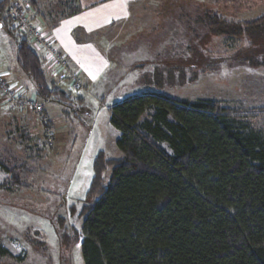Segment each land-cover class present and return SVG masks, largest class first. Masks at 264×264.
Returning a JSON list of instances; mask_svg holds the SVG:
<instances>
[{
	"label": "trees",
	"instance_id": "1",
	"mask_svg": "<svg viewBox=\"0 0 264 264\" xmlns=\"http://www.w3.org/2000/svg\"><path fill=\"white\" fill-rule=\"evenodd\" d=\"M72 1L73 15L80 8ZM10 2L0 0V29L15 35L16 64L37 98L67 106L75 98L46 80L27 39L10 27ZM199 20L213 36L245 39L236 61L264 68V12ZM108 112L120 158L96 154L81 231L68 233L57 218L61 243L80 241L83 264H264L263 129L216 101L156 93L128 96ZM11 257L0 243V264Z\"/></svg>",
	"mask_w": 264,
	"mask_h": 264
},
{
	"label": "rangeland",
	"instance_id": "2",
	"mask_svg": "<svg viewBox=\"0 0 264 264\" xmlns=\"http://www.w3.org/2000/svg\"><path fill=\"white\" fill-rule=\"evenodd\" d=\"M22 1L32 24L30 0ZM137 7L100 45L109 62L100 87L81 86L73 74L78 87L71 83L75 99L67 106L35 96L15 62V35L0 29V51L13 79L0 76L14 95H5L0 86V243L12 256L1 264H83L80 241L61 243L55 220L63 219L68 233L71 227L80 233L96 154L120 158L118 132L109 123L112 104L144 92L213 100L264 130V116L257 115L264 108V68L236 61L247 47L245 39L213 36L199 20L200 8L227 20L251 19L264 12V0H148ZM109 175L110 169L103 173L104 185Z\"/></svg>",
	"mask_w": 264,
	"mask_h": 264
},
{
	"label": "crops",
	"instance_id": "3",
	"mask_svg": "<svg viewBox=\"0 0 264 264\" xmlns=\"http://www.w3.org/2000/svg\"><path fill=\"white\" fill-rule=\"evenodd\" d=\"M144 1L148 0H75V5L80 10L72 15L69 14L70 0H33L34 5H31L29 10L32 24L43 32L47 42L57 48L58 53L64 56L67 63L62 70L54 62L45 58L46 51L43 46L27 40L40 59L46 80L61 90L62 85H67V90L63 89V91L69 92L72 96L76 91H72L71 81L67 80L70 73L76 75L81 86L100 87V78L106 73V69L107 71L109 69V62L104 57L105 53L100 50V45L110 38L116 26L129 20L132 14L137 12V4ZM200 9H203V15L206 12H216L211 9ZM115 30L119 31L118 28ZM115 55L122 57L120 53ZM117 62L121 63L123 59L120 58ZM145 62L148 60L143 63ZM0 75L9 80L13 79V76L9 78L8 71L5 70V53L2 51H0ZM147 84H151L149 80Z\"/></svg>",
	"mask_w": 264,
	"mask_h": 264
},
{
	"label": "built area",
	"instance_id": "4",
	"mask_svg": "<svg viewBox=\"0 0 264 264\" xmlns=\"http://www.w3.org/2000/svg\"><path fill=\"white\" fill-rule=\"evenodd\" d=\"M25 2L26 1L22 0H14L12 5L7 10L6 18L10 21L11 26L23 37L27 40L35 41L40 46H43L46 49V58L64 70L66 66L64 56L58 53L54 45L47 42L46 38H44L38 28L32 26L28 19V7ZM68 77L71 79V83L74 84L75 87H78L76 77L73 74H69ZM0 86L5 95L14 96L13 90H11V88L9 89L6 85L3 76H0ZM29 104H32L37 110L41 109L39 105L35 104V102H30Z\"/></svg>",
	"mask_w": 264,
	"mask_h": 264
},
{
	"label": "snow or ice",
	"instance_id": "5",
	"mask_svg": "<svg viewBox=\"0 0 264 264\" xmlns=\"http://www.w3.org/2000/svg\"><path fill=\"white\" fill-rule=\"evenodd\" d=\"M127 16V12L125 11V17Z\"/></svg>",
	"mask_w": 264,
	"mask_h": 264
},
{
	"label": "water",
	"instance_id": "6",
	"mask_svg": "<svg viewBox=\"0 0 264 264\" xmlns=\"http://www.w3.org/2000/svg\"><path fill=\"white\" fill-rule=\"evenodd\" d=\"M0 28H1V26H0Z\"/></svg>",
	"mask_w": 264,
	"mask_h": 264
}]
</instances>
